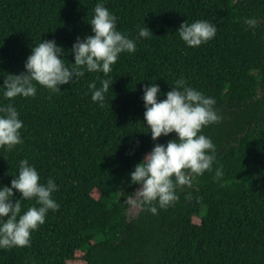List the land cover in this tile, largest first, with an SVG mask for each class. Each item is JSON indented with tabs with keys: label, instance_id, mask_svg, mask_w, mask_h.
Masks as SVG:
<instances>
[{
	"label": "trees",
	"instance_id": "trees-1",
	"mask_svg": "<svg viewBox=\"0 0 264 264\" xmlns=\"http://www.w3.org/2000/svg\"><path fill=\"white\" fill-rule=\"evenodd\" d=\"M96 2L0 0V84L24 70L40 39H55L65 63L74 62L68 50L77 36L91 34L87 20ZM104 5L130 38L144 25L153 35L119 54L102 106L87 89L103 76L95 72L59 85L56 93L37 84L34 96L12 98L23 142L0 146V185L9 184L25 158L41 182L54 179L59 208L46 213L28 246L0 248V264H264V0ZM245 16L257 18L255 30L246 29ZM195 19L217 31L198 47L186 46L176 29ZM181 76L214 97L221 115L201 129L215 145L212 168L176 188L177 199L157 206L156 214L139 206L130 218L129 198L138 185L129 182V171L154 143L175 135L153 141L146 133L141 86L154 82L163 93ZM217 167L223 176L214 179ZM19 196L14 190L13 200ZM21 203L23 211L35 200Z\"/></svg>",
	"mask_w": 264,
	"mask_h": 264
},
{
	"label": "clouds",
	"instance_id": "clouds-1",
	"mask_svg": "<svg viewBox=\"0 0 264 264\" xmlns=\"http://www.w3.org/2000/svg\"><path fill=\"white\" fill-rule=\"evenodd\" d=\"M90 33L77 36L71 48L74 62L65 63V49L55 39H40L31 46L23 61V71L8 74L0 84V96L8 103H0V146L11 149L22 143L23 121L11 102L17 95L34 96L39 84L52 93L61 91L59 85L70 84L85 72L102 73L87 84L93 102L103 105L105 94L113 80L108 74L122 52L136 50V40L153 35L146 26H140L135 37L130 38L117 28V17L97 0L92 15L87 20ZM246 29L255 30L257 18L242 17ZM216 25L206 19L182 21L176 29L186 46L198 47L216 34ZM97 81L99 86H97ZM172 87L161 93L160 86L151 82L142 85L143 123L147 125L153 141L161 135H175L166 143H154L142 159L135 163L128 175L130 183L139 187L134 191L136 199L131 203L156 214L157 206L165 208L177 199L176 188L190 185L193 175L212 168L215 145L201 129L218 122L221 115L215 98L185 82L183 76L172 82ZM163 96V98H160ZM139 144V141H136ZM223 176L220 167L215 169L214 179ZM58 185L49 177L41 182L38 170L25 158L17 162V169L9 184L0 185V248L23 247L30 244L31 232L44 223L49 210L59 204L52 194ZM14 190L20 196L13 200ZM35 200L22 211L23 200ZM140 208V207H139Z\"/></svg>",
	"mask_w": 264,
	"mask_h": 264
},
{
	"label": "rangeland",
	"instance_id": "rangeland-1",
	"mask_svg": "<svg viewBox=\"0 0 264 264\" xmlns=\"http://www.w3.org/2000/svg\"><path fill=\"white\" fill-rule=\"evenodd\" d=\"M260 94H261V92H260ZM139 187V186H138ZM137 187V188H138ZM136 188V189H137ZM134 199H136V195H133L132 197H130L129 198V200H134ZM139 212V206H137V205H135V204H133V203H131L130 204V208H129V210H128V216L131 218V217H134V216H136V214ZM76 264H81V262L79 261V262H76Z\"/></svg>",
	"mask_w": 264,
	"mask_h": 264
},
{
	"label": "water",
	"instance_id": "water-1",
	"mask_svg": "<svg viewBox=\"0 0 264 264\" xmlns=\"http://www.w3.org/2000/svg\"><path fill=\"white\" fill-rule=\"evenodd\" d=\"M258 90H259V88H258ZM261 95V94H260ZM261 97V96H260ZM140 209V208H139Z\"/></svg>",
	"mask_w": 264,
	"mask_h": 264
}]
</instances>
